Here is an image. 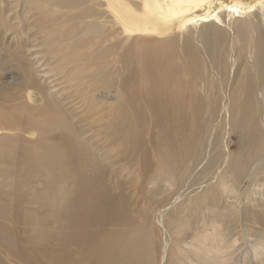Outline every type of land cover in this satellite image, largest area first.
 Masks as SVG:
<instances>
[{
  "label": "rangeland",
  "instance_id": "1",
  "mask_svg": "<svg viewBox=\"0 0 264 264\" xmlns=\"http://www.w3.org/2000/svg\"><path fill=\"white\" fill-rule=\"evenodd\" d=\"M0 1V79L3 75L11 82L0 88V232L19 248L40 243L37 230L50 236L44 252L23 259L0 243V264H46L50 242L70 264H83L90 254L93 264H117L133 252L137 232L148 229L153 260L160 264L164 241L172 246L170 255L175 241L190 243L194 233L209 229L205 224L211 219L233 243L227 251L229 264H264V195L258 187L264 182H256L264 177V169L259 170L264 161V99L258 93L263 76H249L253 84L245 96L231 94L232 112L226 115L227 81L215 77L208 65L202 75L194 66L196 59L188 58L191 48L181 49L178 41L162 48L151 38L128 41L121 27L107 24L102 13L93 17L98 32L89 36L87 28L81 35L78 25L91 26L88 5L75 3L83 10L60 13L53 5L48 18L26 10L23 3L42 6L46 0ZM53 1L61 5L63 0ZM66 45L74 51L68 52L70 58H60L59 50ZM32 53H38L40 63H35L36 55L34 61L29 57ZM24 61L31 63L35 85L24 83ZM102 68L111 76V86ZM120 68L131 72L122 74L118 83L112 73ZM47 148L55 152L44 156ZM222 161L227 168H221ZM219 170L224 176L217 175ZM212 180L227 183V191L234 194L224 192L220 198L215 190L209 207L190 191ZM206 188L211 187L203 185L202 194ZM243 193L257 201L242 211L227 210L229 203L245 198ZM62 195L74 196L76 206L105 195L122 204L102 213L85 233L54 241L51 235L63 225L51 216V204ZM183 215L200 221L176 236L172 222ZM79 227L74 223L66 231ZM109 247L119 251L112 253Z\"/></svg>",
  "mask_w": 264,
  "mask_h": 264
},
{
  "label": "bare ground",
  "instance_id": "2",
  "mask_svg": "<svg viewBox=\"0 0 264 264\" xmlns=\"http://www.w3.org/2000/svg\"><path fill=\"white\" fill-rule=\"evenodd\" d=\"M58 2L59 1H57L56 4ZM23 3L26 5L24 6L26 10H37L41 15H44L43 17L47 16L48 18H51V14H49L47 10H49L53 5L57 8L55 10L56 13L66 11L68 9H80V6L76 7L75 3L83 5V8H86L88 5L87 8L90 7L89 17L91 19V26L81 27L78 25L77 31L81 35H83L85 29L87 28L89 36L98 32L99 28L96 24L98 20H94L93 17L100 16V13H102L109 19L106 22L107 24L111 22L112 24L114 23L115 25L121 27L122 32L127 35L125 38L128 41L143 43L149 41L147 39L151 38V40L161 43L159 46L160 48L164 47L163 44H171L173 41H178L181 49L191 48L189 52L192 54L188 55V58L196 59L194 66L202 75L207 74L208 65L210 67V72L215 77L224 78L227 81L228 86L226 85L225 89L224 86L220 87L221 90L224 89V93L226 94V101L224 103V111H226V115H230L232 112V106L230 104L231 94L235 92L236 98H240L248 94L251 89L253 83L249 79V76L255 78L263 76L264 79V0H63L61 5H56L53 0H46V4L43 3L42 6L36 3H33L34 5L25 4L27 1H24ZM83 8L80 10H83ZM51 25H53V21ZM1 41L2 45L6 44V41ZM7 45H9V43ZM224 45L229 47L228 52L221 51L222 47L220 46ZM71 48L72 47L69 45H66L65 47L61 46L59 50L61 55L60 58H63L65 55H67V58H70L71 56H68V52H70ZM72 51H74V48H72ZM37 54L32 53L29 57L33 56L34 61L37 59ZM35 55L36 59L34 57ZM24 57L22 56L21 59L24 60ZM223 60L225 61L222 63ZM238 60L239 62L237 63ZM36 62L40 63L38 59L35 63ZM87 62L91 64L90 61ZM94 66L95 65L93 64L92 67ZM222 66L227 67V69L224 70ZM30 67L31 63L24 61L25 82H22L35 85V80L30 73ZM107 67L111 70V65H108ZM80 71L89 73L85 69H80ZM101 71L104 73V76L108 78V83L111 86V76L106 74L104 68H102ZM126 72L130 73L131 71L120 68L119 70L113 72L112 75L115 77L116 82L119 83L121 75ZM223 73H225V76ZM6 74L7 73L4 75ZM5 81L6 79H3V75H1L0 88H7L11 83ZM240 82V86H232L233 83L238 84ZM258 93L262 96V99H264V87L258 89ZM262 111H264V107L262 108ZM228 118L230 119L229 116ZM207 146L208 148H211V143L209 142ZM222 148L223 150L226 149L227 144L225 143V146L222 145ZM54 152V149L47 148L43 155L45 156L46 153ZM28 161L29 160H27V162ZM258 167H260V165ZM258 167L257 169H259ZM221 168H227L226 161H222ZM262 168L264 169V161H262L259 170ZM196 172H199V170ZM217 175L224 176V174L221 173V170L217 172ZM256 182H264V177L261 180H256ZM226 184L227 183L223 182L219 185L216 184L214 180L204 181L196 186L200 188L195 187L190 191L201 196V199L196 198V200L193 197L190 200L201 201L200 203L205 205L207 203L209 207H212L215 197H211L209 195H211L215 190L217 196L220 198H223L221 196L224 192L234 194L232 190L230 192L227 191ZM203 185L211 187L209 189L206 188V194H202L201 188ZM258 187L260 188V196L263 197L264 183L261 184V187L260 183H258ZM218 190H220V194H218ZM190 192H188L189 196ZM233 194L232 196H234ZM250 195L252 194H244L245 198L243 200H245L246 203H243L242 199H238L235 204L234 202L233 204L229 203V205L226 206L227 210L229 209L232 212H236L242 211L241 208L243 206L250 208L249 204L257 201L255 197L253 199ZM207 200H210V202ZM86 203L87 202H84L83 205L76 206L74 205V196L71 199H68L65 195H62L59 202L57 201V203L54 202L51 204V216L57 225L58 223L63 225V227H59L58 225L59 231H56L54 235H51L54 238V241H56V239L67 241L75 235L85 233L86 229L84 228L101 220L103 217V215H101L102 213L104 214L106 211L114 212V210L122 204L121 200H116L113 197H108L107 195L103 196L100 198V201H96L95 203ZM195 205L196 207H199L198 202ZM207 212H211V214L213 213L211 209H207ZM204 217L205 216L202 215L201 219H204ZM193 218L196 219V217ZM199 218L200 217H197L196 221H193V219L186 220V216L183 215L181 220L172 222L173 226H171L174 227L175 231H173L176 236L184 233L185 230H189V228L194 227L195 223L198 224L200 221ZM96 219L98 221H95ZM46 220L43 227L46 226ZM211 221V224H205L209 227V229L207 228L208 230L202 233L197 232L193 234V236L195 235V238H193L194 241L191 240L189 243V240H187L188 243H183L184 240L182 239L183 242L181 240L180 243L178 242L180 240L179 238H181L179 236V240L174 243L175 246L173 245V242H171L174 247L172 248V251L174 252L172 254L170 253V255L169 250L172 246H170L168 242L164 241L162 244L163 250L160 264H229V254L227 251L228 249L233 248V243L231 244V242L225 240L226 236L223 234L224 228L219 225L217 228L214 223L215 221L212 219ZM74 223L80 225L79 231H66L73 226ZM54 227L55 223L53 229H55ZM36 233L41 238L39 240L40 243L30 244L27 247H17L13 241H8L10 239L8 235L1 232L0 243L11 255L16 257H18L17 254L21 255L22 257L20 258L22 259L23 257H31L34 254H38L39 251L44 252L46 250L44 244L47 241L45 239L50 237H45L42 231L37 230ZM169 234L172 233L170 232ZM170 237L173 238L172 236ZM137 238H139V240H136L133 252L129 256L124 257L123 261L120 260L122 258H119L118 260L120 261H118L117 264L156 263L153 260L154 245L150 237L149 229L147 233L144 231H138ZM234 242H238V240ZM47 244L48 252L46 255H49L50 259L46 264H70L71 260L68 259L67 256L63 255V251H55L56 248L51 242ZM109 249L112 253L119 251L114 247H109ZM145 249L146 253H144ZM262 249L264 250V245L262 246ZM110 255L111 254H109L108 258ZM90 256L88 259L85 258V262L83 264H93L95 262V259Z\"/></svg>",
  "mask_w": 264,
  "mask_h": 264
}]
</instances>
